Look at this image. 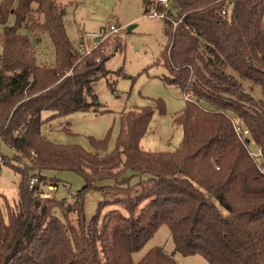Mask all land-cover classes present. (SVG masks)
<instances>
[{
	"label": "trees",
	"instance_id": "trees-1",
	"mask_svg": "<svg viewBox=\"0 0 264 264\" xmlns=\"http://www.w3.org/2000/svg\"><path fill=\"white\" fill-rule=\"evenodd\" d=\"M154 2L143 0L145 14L160 9ZM172 3L182 19L174 29L164 28L160 55L168 75L162 79L197 97L185 100L173 119L182 128L181 140L173 151L143 150L140 140L153 115L152 107L143 106L121 114L114 148L100 155L47 140L42 112H97L93 84L108 73L110 38L104 48L81 55L56 0H0V139L13 157L27 161L26 170L18 171L16 200L0 202V264H177L173 252L159 246L136 261L132 257L164 224L174 252L199 254L207 264H264V161L257 163L234 130L237 121L249 132L245 142H254L264 157V0ZM37 29L52 45L48 65L31 50ZM156 103L163 113L164 103ZM90 142L106 145V139ZM48 169L84 179L66 206L75 219L55 213L64 198L36 196L29 188V178L37 176L39 185ZM101 179L114 184L98 186L103 199L87 220L84 195ZM111 205L123 211H102Z\"/></svg>",
	"mask_w": 264,
	"mask_h": 264
},
{
	"label": "rangeland",
	"instance_id": "rangeland-1",
	"mask_svg": "<svg viewBox=\"0 0 264 264\" xmlns=\"http://www.w3.org/2000/svg\"><path fill=\"white\" fill-rule=\"evenodd\" d=\"M56 3L62 8L64 28L75 49L86 32L98 33L103 26L109 24L118 26L119 31L107 37L110 41L105 46V50L111 55L105 61L104 67L108 73L100 76L93 84V91L100 104L96 107L97 112L78 111L65 116L51 117L53 112L43 111L42 118L45 122L42 125V132L45 138L57 144H77L86 150L97 151L100 155H104L115 146L121 114L129 109L150 106L153 115L140 140L141 148L151 152L173 151L182 137V128L174 123L173 119L184 106L185 99L184 92L180 88L162 79L168 75V71L162 65L160 54L167 42L164 28H168L170 24L164 23L161 18L145 14L143 0H56ZM177 11L173 9V12ZM9 21L12 23L13 18L11 17ZM262 28L264 29V15ZM2 30L3 25L0 24V34ZM33 34L32 53L38 63L50 64L53 56L49 37L41 29L35 30ZM34 36H40V39L35 40ZM119 40L122 48L120 45V50L113 51V46ZM101 48H104L103 44ZM253 94L259 95L258 87H254ZM187 95V101L197 100L192 92L189 91ZM157 100H161L165 105L163 113L159 111ZM200 104L206 106L201 101ZM67 128L69 132L65 130ZM90 137L96 140L106 139V145L95 148L90 142ZM248 144V149L257 153L258 147L255 143L250 141ZM14 155L15 152L0 139L1 203L2 197L10 204L16 200L20 181L18 171L26 170V159L13 157ZM262 158H256L257 163ZM43 174L46 180L42 182V188L51 192L55 199L64 198V206L57 208L55 213L61 217L67 213L69 219H75L74 212H66V206L74 201V194L82 188L84 179L69 170L48 169L44 170ZM136 181H138L137 176L132 177L130 183ZM52 182L57 183L56 187L53 188ZM113 184L112 179L97 180L96 188L93 187L85 193L84 215L87 220L95 213L98 202L103 199L98 186ZM112 208L123 211L119 205L105 206L102 211ZM154 246L161 247L168 254L173 252L177 264H207L199 254L182 255L174 252L171 233L165 224L159 227L141 250L132 255L133 260H138Z\"/></svg>",
	"mask_w": 264,
	"mask_h": 264
},
{
	"label": "built area",
	"instance_id": "built-area-1",
	"mask_svg": "<svg viewBox=\"0 0 264 264\" xmlns=\"http://www.w3.org/2000/svg\"><path fill=\"white\" fill-rule=\"evenodd\" d=\"M173 0H155L156 4L160 6V9L150 8L149 11L146 13L147 15L151 17H158L164 20V23L170 24V26L174 29L182 19V15L180 16L179 11L173 12ZM227 10L223 9L221 11V14H226ZM119 31V27L114 24H109L106 26H103L98 33L93 32H86L84 34L83 39L79 42L77 50L81 55H88L90 52L98 47L101 42L107 38L109 35H112L114 33H117ZM96 61H99V58L96 59ZM184 99L188 100V95L184 94ZM234 130L237 134L238 138L243 142V144L248 149V143L245 142V138L248 136L249 132L247 129L243 128L239 122L234 123ZM250 155L256 160V158H262L263 155L258 148L257 153H253L248 149ZM264 161V157L258 164L262 165ZM29 188L34 189V195H39L44 198H50L52 197L51 192L45 191L41 184L37 185L38 183V177L37 176H31L28 180Z\"/></svg>",
	"mask_w": 264,
	"mask_h": 264
},
{
	"label": "water",
	"instance_id": "water-1",
	"mask_svg": "<svg viewBox=\"0 0 264 264\" xmlns=\"http://www.w3.org/2000/svg\"><path fill=\"white\" fill-rule=\"evenodd\" d=\"M128 30H130V27H128Z\"/></svg>",
	"mask_w": 264,
	"mask_h": 264
}]
</instances>
